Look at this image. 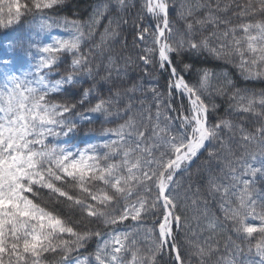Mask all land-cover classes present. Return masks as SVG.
<instances>
[{"label":"snow or ice","instance_id":"1","mask_svg":"<svg viewBox=\"0 0 264 264\" xmlns=\"http://www.w3.org/2000/svg\"><path fill=\"white\" fill-rule=\"evenodd\" d=\"M65 3L0 0V264H264V90L198 66L264 81V0Z\"/></svg>","mask_w":264,"mask_h":264},{"label":"trees","instance_id":"2","mask_svg":"<svg viewBox=\"0 0 264 264\" xmlns=\"http://www.w3.org/2000/svg\"><path fill=\"white\" fill-rule=\"evenodd\" d=\"M104 0H66L65 5L63 6L62 11L59 13L60 17H68L69 19H80L83 22H87L88 19L92 16L93 11L95 7L98 4L103 3ZM225 0H221V3L223 4ZM221 16L230 15L225 13H220ZM39 21H34L31 16L25 17L22 20L21 25L15 26V30L13 28H0V55H6L9 54V48L8 45L10 42L15 41L17 38H25V47L27 48V40L26 38L38 27ZM103 23H106L104 21ZM102 27L100 31H102ZM54 35H57L59 38H66L67 37V31L63 27H53L50 30ZM46 35V34H45ZM129 41H131V36L128 37ZM48 43H51L52 41L49 39L47 41ZM121 51L119 46H116L114 49V53H119ZM16 52L19 54L20 59L17 61L16 67L19 69V71H27L28 70V63L26 61L31 60L30 55H26L25 53L21 52L20 49H16ZM85 52H87V49H85ZM99 57H97V60ZM33 63H35L33 61ZM22 65V66H21ZM198 66L202 67H208L212 71H214L217 74V78H214V81L217 83H223L226 79H230L233 82H236L239 80V84L241 87H247L251 90L256 91L259 93L261 90H264V81H244L242 78L239 77L238 70L233 67L231 64L226 63L223 60H212L208 59L205 61L203 57L200 60V63ZM63 70V66L61 68V71ZM130 75L133 76H141L143 75L139 70L130 69L129 70ZM54 77L58 78V73L53 74ZM144 82L146 86H149L151 84H157L159 87H163L164 85V79L162 77H159L158 75H153L151 77L144 76ZM150 95V94H149ZM217 102H222L224 98L217 97ZM224 107H227L226 104H224ZM111 127L112 125H108ZM91 128L93 131L94 138L89 140L90 143H96V144H102L104 142V137L102 132L100 131V125L95 124L91 125ZM87 138L84 136H78L72 140V144L84 147V143L82 141H85ZM195 171V170H193ZM187 180V177H185V182ZM256 225L259 224V221L254 222ZM193 227H195V222H193ZM225 235H227L225 233ZM95 238H93V241H90L88 246L85 249H82L81 251L84 252L85 255H87L89 252H93L96 248V244L94 242Z\"/></svg>","mask_w":264,"mask_h":264}]
</instances>
